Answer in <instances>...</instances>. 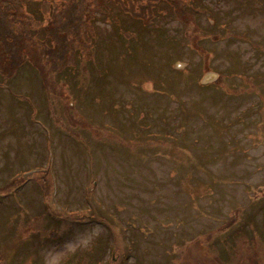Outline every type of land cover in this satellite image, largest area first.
Segmentation results:
<instances>
[{
    "label": "rangeland",
    "instance_id": "1",
    "mask_svg": "<svg viewBox=\"0 0 264 264\" xmlns=\"http://www.w3.org/2000/svg\"><path fill=\"white\" fill-rule=\"evenodd\" d=\"M169 2L106 1L52 95L0 63V264H264V0Z\"/></svg>",
    "mask_w": 264,
    "mask_h": 264
},
{
    "label": "trees",
    "instance_id": "2",
    "mask_svg": "<svg viewBox=\"0 0 264 264\" xmlns=\"http://www.w3.org/2000/svg\"><path fill=\"white\" fill-rule=\"evenodd\" d=\"M2 1L4 0H0L1 3ZM28 1L34 2L35 0ZM106 1L108 0H42L40 2L41 14L48 16V22L45 26H41L40 23L34 24L36 21L30 16H24L21 10L7 11L0 7V63L1 69L6 72L1 73L3 75L8 73L9 75L11 68H4V61L7 62L10 56L12 57L10 59L11 65L15 64L14 61H18L16 57H18L19 51L23 49L22 47H25L27 43H33L37 49L32 53V66L37 70L43 87L52 95L55 83L51 74L55 75V71L67 67L71 62L74 63L77 52H80L82 57H89L94 12H102L103 9L108 10L109 6L105 4ZM113 1L120 4L119 6L125 13L136 16L144 24H147V18L144 17L141 10L151 11L158 0H141L139 2L144 3L139 6L138 10L123 7V0ZM166 1L169 2V0ZM172 6L178 14L184 13L182 3L175 2V6ZM23 18L29 21L31 18L32 25L30 26L29 22ZM41 30L44 31L45 36L38 39L37 35L41 33ZM61 92L56 94L63 96L64 94Z\"/></svg>",
    "mask_w": 264,
    "mask_h": 264
},
{
    "label": "water",
    "instance_id": "3",
    "mask_svg": "<svg viewBox=\"0 0 264 264\" xmlns=\"http://www.w3.org/2000/svg\"><path fill=\"white\" fill-rule=\"evenodd\" d=\"M209 79L208 78H206V81H208Z\"/></svg>",
    "mask_w": 264,
    "mask_h": 264
}]
</instances>
